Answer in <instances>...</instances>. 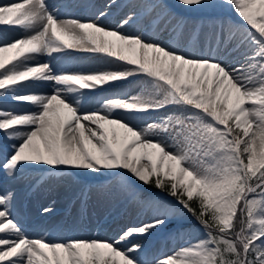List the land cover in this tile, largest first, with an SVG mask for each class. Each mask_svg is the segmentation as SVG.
<instances>
[{"label": "snow or ice", "instance_id": "6c2138e0", "mask_svg": "<svg viewBox=\"0 0 264 264\" xmlns=\"http://www.w3.org/2000/svg\"><path fill=\"white\" fill-rule=\"evenodd\" d=\"M124 7L117 26L106 28L104 9L95 19H61L47 0L0 3V101L35 109L0 107V173L15 178L48 166L73 182L106 177L150 218L113 240L30 238L13 218L15 194L0 192V264H264V0H126ZM182 13L205 14L204 22L189 27ZM140 26L170 33L173 43L156 30L126 31ZM16 30L24 35L10 38ZM74 53L114 70L33 63ZM135 76L146 85L139 93L81 113L95 91ZM40 84L51 93L25 91ZM161 111L144 127L130 123ZM189 214L202 237L182 230L171 254L140 258L144 246L133 241Z\"/></svg>", "mask_w": 264, "mask_h": 264}, {"label": "bare ground", "instance_id": "6f19581e", "mask_svg": "<svg viewBox=\"0 0 264 264\" xmlns=\"http://www.w3.org/2000/svg\"><path fill=\"white\" fill-rule=\"evenodd\" d=\"M108 0H47L50 7L58 10L60 18H77L81 20L95 19V14L98 9L109 11V15L102 19L100 23L106 28H115L121 17L127 12L124 7L126 0H117V5L110 10L106 8L109 3ZM9 0H0V3H7ZM169 4H173L169 1ZM72 5V6H69ZM87 5V6H84ZM188 22L191 24L195 19H202L204 22L205 14H189L182 13ZM221 15V13H217ZM199 25V23L193 24ZM192 26V25H191ZM205 26V25H204ZM190 27V26H189ZM138 30L145 31L146 35H151L155 26L145 28L126 29L129 33H136ZM157 31V35L161 32ZM10 38L19 37L24 33L17 31H10L8 33ZM170 33L162 36L160 40L165 43H170L168 40ZM173 43V42H172ZM170 43V44H172ZM45 59L56 71L70 70L81 72H97L105 70H114V66L108 64L105 60L93 57L88 54L74 53L72 56L64 54H54L52 57L41 56L35 62ZM227 62V61H226ZM145 81L142 76L130 77L127 82H116L112 86H104L102 89L95 91L89 99H87L81 107H93L96 104V99H110V98H126L136 95L145 87ZM52 86L50 84H40L32 89H25V91H34L42 94H50ZM128 88V91L124 89ZM87 91V90H85ZM0 107L14 111L17 113L31 112L35 109L22 103H6L0 102ZM151 118L154 115L151 114ZM150 119V118H149ZM2 143V142H0ZM41 169L27 170L24 173L13 177H5L0 179V192L12 191L15 194L13 201V218L17 220L22 230L30 238H46L50 241H60L67 239H76L75 233L88 234L91 239L98 240H113L123 225L126 223L134 224L139 219H145V213H138L137 210L121 197L117 196L112 189V183L109 178L101 177L99 179H92L88 177H81L78 181H70L62 178L61 174L53 176L51 172L44 170L41 177L33 178L31 183L35 181L28 191L27 181L32 177L33 173H37ZM134 183H138L135 182ZM29 188V187H28ZM41 190L39 193L38 190ZM36 193V194H35ZM111 198L114 199L112 205L114 207L106 211L101 216L103 219L90 229L87 226L86 218L93 209L102 206ZM27 201V205L23 200ZM86 201V205L85 202ZM23 203V205H22ZM35 203L34 207L30 204ZM52 207L59 208L56 212L52 211ZM99 208L97 211H99ZM44 209H51L50 212H44ZM24 221H23V219ZM53 227V230L50 229ZM59 230L58 232L56 230ZM57 233V234H56ZM168 235V236H167ZM170 233L158 236L152 242V245L145 251L140 253L141 259H146V255L153 253L157 245H163L165 249L174 247L180 243V239L171 241ZM166 237V242L162 239ZM136 241V240H135ZM133 241V242H135ZM122 247L124 245H121Z\"/></svg>", "mask_w": 264, "mask_h": 264}, {"label": "rangeland", "instance_id": "374dc122", "mask_svg": "<svg viewBox=\"0 0 264 264\" xmlns=\"http://www.w3.org/2000/svg\"><path fill=\"white\" fill-rule=\"evenodd\" d=\"M108 3L110 2V0L107 1ZM171 3L174 4L175 0H170ZM215 15H218L217 13ZM235 18V17H234ZM202 19H195V21H192L191 24H189V26L191 27V25L193 26V24L196 23H201ZM188 23V22H187ZM205 27H207V24L205 23L204 24ZM138 31H141V30H138ZM137 31V32H138ZM168 32H163L161 31L159 34H158V37L159 39L162 38V36L166 35ZM21 36V35H19ZM170 37V35H169ZM168 37V40L169 42L173 41L171 40L170 38ZM46 60L43 59L42 61H39V62H45ZM47 62V61H46ZM53 68V67H52ZM125 91H128V88H125L124 89ZM106 99H96V104L95 106L93 107H90V106H85V107H81L80 108V111L81 113H84V112H88V111H96V110H99L100 107H101V104L105 101ZM5 101V100H3ZM154 115V118H151L150 116ZM165 115V113L163 111L161 112H152L150 113L148 116H145L143 119H135V120H131L130 123L135 125L137 128H141V127H144L145 126V123L146 122H154V121H159V119L161 117H163ZM150 118V119H149ZM169 151H172L173 149H168ZM46 167V166H45ZM43 169V168H41ZM38 173V172H37ZM37 173H33L32 177L27 181V185L30 183V181L33 180V178L35 176H37L36 174ZM5 177H10L6 174H3V173H0V178L1 179H4ZM143 187V186H142ZM41 190L39 189L37 193H39ZM156 190L152 191V192H155ZM36 194V193H35ZM114 202V199L111 198L109 201L105 202L102 206L99 207H96V209H93V211L88 214L87 218L85 221H87V226H89L90 229H93L94 226H97V223L98 221L100 222L103 217L101 216L103 213H105L106 211H109V209L114 207V205H112ZM31 207H34L35 206V203L33 204H30ZM99 208V211H97V209ZM59 208H54L52 207V211L55 212L56 210H58ZM150 217L148 215H146L145 219H139L136 223L134 224H131L130 223H126L125 225H123V228H126V227H129V226H133V225H138L139 223H141L142 221H146L148 220ZM181 220H175V221H172L173 223H168L167 225H165L164 227L162 228H159L155 231H153V233L150 235V236H147L145 237L144 239L142 240H136L134 243H141L143 246H144V251L149 248L151 245H152V242L154 240L157 239L158 236H161L163 234H167V233H170L172 236H170L171 238V241H176L179 239L178 237V233H180L182 230H191L193 233H194V236L193 238H200L202 237L203 235V230L198 227L196 228H193L191 225L189 226H185L184 224H182L180 222ZM50 229L53 230V227H51ZM56 230V229H55ZM57 232L59 230H56ZM57 234V233H56ZM118 235V234H117ZM116 236L113 237V239H115ZM168 236V235H167ZM76 239H85V240H90L91 238H89L88 234H81V233H75V236H74ZM163 243L166 242V237L162 239ZM182 244V241H180V243L174 247H171V248H168L165 249V247L163 245H157L154 250H153V253L152 254H149L148 256L146 255V259L148 260H151L153 258H156V257H160V256H164V255H168V254H171L175 248H178L180 247ZM126 245H124L123 247H125ZM122 247V246H121Z\"/></svg>", "mask_w": 264, "mask_h": 264}, {"label": "trees", "instance_id": "16d2710c", "mask_svg": "<svg viewBox=\"0 0 264 264\" xmlns=\"http://www.w3.org/2000/svg\"><path fill=\"white\" fill-rule=\"evenodd\" d=\"M184 220L188 225H191V226L195 225V228H196L197 226L196 221L191 217L190 214L187 216V219H184Z\"/></svg>", "mask_w": 264, "mask_h": 264}]
</instances>
